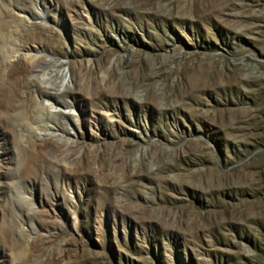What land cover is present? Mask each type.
<instances>
[{"label":"rangeland","instance_id":"374dc122","mask_svg":"<svg viewBox=\"0 0 264 264\" xmlns=\"http://www.w3.org/2000/svg\"><path fill=\"white\" fill-rule=\"evenodd\" d=\"M0 264H264V0H0Z\"/></svg>","mask_w":264,"mask_h":264},{"label":"bare ground","instance_id":"6f19581e","mask_svg":"<svg viewBox=\"0 0 264 264\" xmlns=\"http://www.w3.org/2000/svg\"><path fill=\"white\" fill-rule=\"evenodd\" d=\"M39 52L41 51L35 50L33 54H27L30 61L29 68L31 72H37L41 67L45 66V61L40 56ZM42 95L50 96V94L45 91L42 92Z\"/></svg>","mask_w":264,"mask_h":264}]
</instances>
